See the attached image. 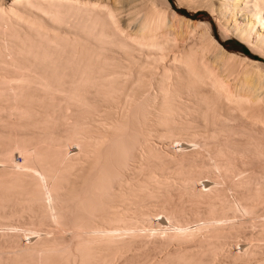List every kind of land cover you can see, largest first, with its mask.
Instances as JSON below:
<instances>
[{
  "label": "bare ground",
  "instance_id": "obj_1",
  "mask_svg": "<svg viewBox=\"0 0 264 264\" xmlns=\"http://www.w3.org/2000/svg\"><path fill=\"white\" fill-rule=\"evenodd\" d=\"M173 1L264 61V0ZM60 199L97 220L67 239L30 223L12 260L112 264L152 238L195 244L153 264H217L243 223L232 257L264 255V62L171 0H0V217L59 219ZM187 210L196 222L174 223Z\"/></svg>",
  "mask_w": 264,
  "mask_h": 264
},
{
  "label": "rangeland",
  "instance_id": "obj_2",
  "mask_svg": "<svg viewBox=\"0 0 264 264\" xmlns=\"http://www.w3.org/2000/svg\"><path fill=\"white\" fill-rule=\"evenodd\" d=\"M174 4V10L177 12L179 10H184L189 16H184L191 20H199V21H210L213 27V33L214 36L217 38L219 43L228 51L231 53H239L243 55V53L240 51L238 47H235L231 41H238L234 34L231 32H223V40L220 38V33L218 31L217 22L213 21V18L210 16L208 11L205 10H199V11H192L188 10V8L184 5H181V7H178L174 3L173 0H171ZM197 12H201L202 14H197ZM178 13V12H177ZM183 16V15H182ZM211 18V19H210ZM214 23H212L211 22ZM217 23V25H216ZM193 39H188L189 43ZM193 42V41H192ZM240 42V41H238ZM186 43V42H185ZM186 43V44H187ZM241 43V42H240ZM191 44V43H189ZM153 146H157L159 149L163 150L166 154H172L170 148V145L165 144L163 142H160L157 139H153L151 142ZM163 143V144H162ZM125 146L128 148H132L131 152H133L134 155H136V159L134 157L129 158V166L128 168H134L137 167L139 164L140 158L139 154L136 151V142L134 140V137L129 136L124 140ZM167 147V148H166ZM168 149V150H167ZM171 149V148H170ZM16 162H20L21 158L20 156L15 157ZM82 195L86 198L92 195V193L88 192H82ZM202 210H205L204 207ZM59 213V219L52 218L49 215L38 213L35 217L32 216V213H25L23 217L16 216L12 217L11 212H8L4 215L5 218L0 217V264H28L32 258H26L23 261H14L9 257L11 255V247H17L18 245H22V241H32L33 237H29L27 235H22L21 232L26 230L30 223L35 224H42L43 228H48L53 232V237L57 239H67L71 237L75 232V227L80 225H86L91 224L93 221H96L97 218L93 217V212L88 207H81L76 200L73 201H62V199L57 202V210ZM176 220L174 223L181 222L188 224L195 223L196 219L193 214V212L187 210L186 214H175ZM152 226L154 229H161L167 234H171L173 232L172 227L169 225V223H166L164 225H161L157 221H154L152 223ZM242 229L239 231L237 236L235 238H232L226 242L225 248L227 250V253L231 257H219V261H217V264H260V261L264 260V255L261 254L258 257H252L251 259H244V260H234L232 257L234 249L237 251L239 250V245H245L247 243V240L253 235L252 231V224L250 223H243ZM73 242H76V239H72ZM195 249V244L190 243H172V244H165L163 242H160L158 240H153L152 238H142L139 239L136 244L132 247L131 251L126 254V258L123 260H117L112 264H153L156 260L159 261L162 258V255L173 252L175 250H187L188 252H191V250ZM226 253V254H227ZM255 258V259H254ZM260 259V260H259ZM259 260V262L257 261ZM151 262V263H150Z\"/></svg>",
  "mask_w": 264,
  "mask_h": 264
},
{
  "label": "trees",
  "instance_id": "obj_3",
  "mask_svg": "<svg viewBox=\"0 0 264 264\" xmlns=\"http://www.w3.org/2000/svg\"><path fill=\"white\" fill-rule=\"evenodd\" d=\"M180 15H183V16H189L184 10H179L177 11ZM197 14H202L201 12H197ZM211 19V18H210ZM210 22V21H209ZM212 22V20H211ZM213 23V22H212ZM214 24V23H213ZM231 43L235 46V47H238L240 49V51L247 57L253 59V60H257V61H261V62H264L261 58H259L258 56L256 55H252L250 54V52L248 51V48H246L245 45H243L242 43L238 42V41H231Z\"/></svg>",
  "mask_w": 264,
  "mask_h": 264
},
{
  "label": "water",
  "instance_id": "obj_4",
  "mask_svg": "<svg viewBox=\"0 0 264 264\" xmlns=\"http://www.w3.org/2000/svg\"><path fill=\"white\" fill-rule=\"evenodd\" d=\"M247 48V47H246ZM249 51V50H248ZM250 52V51H249ZM250 54H252L251 52H250ZM244 55V54H243ZM253 55V54H252Z\"/></svg>",
  "mask_w": 264,
  "mask_h": 264
}]
</instances>
